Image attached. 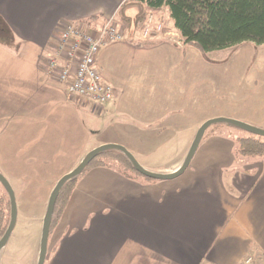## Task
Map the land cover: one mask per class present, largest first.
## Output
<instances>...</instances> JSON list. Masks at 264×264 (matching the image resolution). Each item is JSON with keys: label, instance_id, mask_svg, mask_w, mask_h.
<instances>
[{"label": "crops", "instance_id": "obj_1", "mask_svg": "<svg viewBox=\"0 0 264 264\" xmlns=\"http://www.w3.org/2000/svg\"><path fill=\"white\" fill-rule=\"evenodd\" d=\"M125 1L0 0V172L46 181L26 183L22 192L40 196L38 212L58 180L105 144L126 147L138 162H167L157 167L161 174L176 172L192 145L187 134L218 114L196 104L194 117L192 94H155V58L173 47L151 37L129 34L128 42L102 48L97 65L114 99L101 119L92 101L48 75L46 53L58 31L93 18L115 21ZM256 124L264 128V120ZM235 150L229 133L214 131L171 180L87 169L51 230L45 264H264V156ZM36 237L18 238L12 257L1 250L0 264H38Z\"/></svg>", "mask_w": 264, "mask_h": 264}, {"label": "rangeland", "instance_id": "obj_2", "mask_svg": "<svg viewBox=\"0 0 264 264\" xmlns=\"http://www.w3.org/2000/svg\"><path fill=\"white\" fill-rule=\"evenodd\" d=\"M129 12L130 14L136 13L137 9H132ZM150 15L154 19V25H160L162 31L154 32L148 38H154L161 44H169L173 47V49L171 48L173 52H176L170 53L169 47L164 52L166 49L164 48L162 50L164 53L161 52L155 58L160 61L159 66L154 67V70L158 69L159 72L158 76L155 77V82H157L158 86V88L156 87L155 94H192L191 101L192 105L194 103V108H192L194 117L201 113L196 108V104H198L202 112L207 113L208 116L218 113L210 119L224 117L218 116L219 112L233 113L240 117H249V120L252 122L248 124L259 127L256 123L264 120V45L246 42L234 48L203 52L196 45L184 43L180 33L175 29L166 8L157 12H147V17ZM103 23L102 21L98 26ZM114 24L119 28L122 26L126 27L127 30L125 32L127 35L137 36L136 39L138 41L147 39L138 38L141 35V28L128 27L119 17L116 18ZM1 30V33H3L4 30ZM184 47L186 49L182 50L181 48ZM180 60L185 62H181ZM107 106L102 107L90 102V108H92L93 112H96L98 119L102 118ZM225 118L239 120L226 116ZM99 124L102 125L103 123L99 122ZM103 127H105L104 124ZM214 131L229 133L232 138L245 135L243 130H236L226 126L224 123L212 125L208 129L207 135L212 134ZM187 136L193 142L195 137L194 132L188 133ZM178 138L179 140H182V138L186 140L182 136ZM186 148L187 146H184L183 150ZM139 163L149 172L158 174L162 172H158L157 167H163L167 162L157 164L140 161ZM29 175L31 178L17 179L11 177L9 180L16 194L18 208L17 225L9 242L2 249V253H8L10 257L18 251V238L27 241L33 235H36L37 246H40L41 243L42 224L52 191L48 195L46 206L45 203L41 206L43 212H38L40 210H37L36 207L40 196L29 192L30 188L26 190V194L23 195L22 192L26 188V183H46V181L33 178V174L29 173ZM44 191L45 189H40L35 192L41 194ZM6 192L0 183V196L3 195L5 199H8ZM6 212V217L9 219L8 210ZM35 213H39V219L33 215ZM40 214L42 217H40ZM8 219L4 220V224H7ZM29 251L27 250L26 252L28 253Z\"/></svg>", "mask_w": 264, "mask_h": 264}, {"label": "trees", "instance_id": "obj_3", "mask_svg": "<svg viewBox=\"0 0 264 264\" xmlns=\"http://www.w3.org/2000/svg\"><path fill=\"white\" fill-rule=\"evenodd\" d=\"M163 8L168 10L184 43L196 45L203 52L234 48L246 42L264 45V0H126L120 7L119 18L126 26L139 29L147 19V12H157ZM132 9H137V12L130 14ZM99 21L93 18L84 23L88 27H98ZM3 30L7 36V30ZM244 133V136L233 138L236 156L263 157L264 138ZM94 166L115 167L126 175L144 177L136 171L126 155L118 150L102 152L84 172ZM82 174L70 179L62 188L52 217L51 230L63 214L69 195ZM7 197L5 199L3 195L0 196V240L10 224L11 201L8 193ZM7 210L9 219L6 217ZM6 218L8 221L4 224Z\"/></svg>", "mask_w": 264, "mask_h": 264}, {"label": "built area", "instance_id": "obj_4", "mask_svg": "<svg viewBox=\"0 0 264 264\" xmlns=\"http://www.w3.org/2000/svg\"><path fill=\"white\" fill-rule=\"evenodd\" d=\"M103 22L98 27H88L84 22L67 24L55 35L56 43L48 50L46 57L48 75L65 84L70 95L105 107L114 99V88L104 82L97 58L105 45L126 43L129 38L126 27L119 28L113 19ZM158 31H162V28L154 25L150 15L141 28L140 36L148 38ZM251 261L248 259L246 264H252Z\"/></svg>", "mask_w": 264, "mask_h": 264}, {"label": "water", "instance_id": "obj_5", "mask_svg": "<svg viewBox=\"0 0 264 264\" xmlns=\"http://www.w3.org/2000/svg\"><path fill=\"white\" fill-rule=\"evenodd\" d=\"M217 123H224L229 124L234 127H237L244 132L257 135L260 137H264V129L250 125L246 122H242L235 119L225 118V117H218L215 119H210L208 121H205L200 128L198 129L195 138L192 142V145L189 149V152L185 158V161L183 162L182 166L177 170L176 172L169 173V174H161V173H151L148 170H146L135 158V156L124 146L119 144H105L102 146H99L93 150H91L85 158L80 162V164L74 168L71 172L65 174L62 178L58 180L56 183L54 189L51 192L47 211L43 220V227H42V236H41V243H40V254H39V260L38 264H45L46 258H47V252H48V241L50 237V231H51V223H52V217L54 214L55 206L57 199L60 195V192L64 185L72 178H75L82 174L84 170L88 167V165L102 152L107 150H118L126 155V157L130 160L134 168L137 172H139L144 177L154 179V180H171L180 177L184 172L188 169L192 159L194 158V155L196 154V151L198 150L200 143L206 133V131L214 124ZM0 183L3 185L5 190L7 191L10 201H11V221L9 224V227L4 234L3 238L0 240V252L1 250L7 245L15 227L17 224L18 219V208H17V200H16V194L15 191L9 182V180L0 172Z\"/></svg>", "mask_w": 264, "mask_h": 264}]
</instances>
